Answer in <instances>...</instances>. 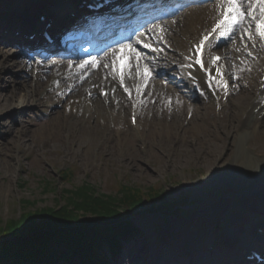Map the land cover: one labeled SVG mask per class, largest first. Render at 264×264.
I'll return each mask as SVG.
<instances>
[{
  "label": "rangeland",
  "instance_id": "1",
  "mask_svg": "<svg viewBox=\"0 0 264 264\" xmlns=\"http://www.w3.org/2000/svg\"><path fill=\"white\" fill-rule=\"evenodd\" d=\"M177 47L183 54H186L182 46ZM9 57L15 58L13 53ZM3 58L0 56V61ZM187 60L193 66L188 58ZM0 66H2V62ZM5 70L0 69V72L4 71L0 77V86L2 89L10 88V93H12L11 75L18 71ZM262 71V69L258 71V81ZM252 74L251 72L239 81V83H244L242 86L244 85L243 87L249 88V90L252 89L250 84H254L249 80V76ZM239 91L235 92L233 96L231 94L229 98L232 100L233 97L236 100ZM4 95L5 92L2 93L0 90V97L2 98ZM255 98L257 99V97ZM219 99L222 100L225 109L223 110L219 106L215 108L213 101L212 111L209 110V105L204 106V113L211 114L207 123L209 128L198 129L194 136L189 134L190 140L181 142V154L169 146H165L162 150L158 149L162 143H172L169 131L159 134L156 128L158 126L147 125L146 128L143 122L144 147H147V151L142 153L139 158V150L143 143L136 141L133 136L124 135V127H129L127 116H118L120 125L117 120H112L107 116L99 119L96 117L97 112L95 111L85 113L84 106L81 107L78 102L74 103L70 110H67L68 115L64 118L65 123L52 116L39 120L30 105L19 109V111L16 110V113L13 110L2 112L0 114V162H3L0 167V249L4 244L16 240L5 233V228L11 221L14 222L37 211L60 210V207L66 203V191L76 190L84 183L96 187L100 194L109 195H115L120 184L144 189V191L151 189L150 187H157L167 192L170 197H175V194L178 197L187 193L191 194V200L196 205H193L194 207L191 205L180 212H174L176 216L173 218L177 220L186 218L181 225L182 229L180 227V231L175 235L176 238L180 236L184 240V237L185 239L191 238L198 233L208 232L209 222L212 221L224 225L221 219L225 217L227 209L219 208L217 211L220 213L216 212L214 217H200L196 215V211L201 210L202 206L209 205L207 198L216 191L212 189L216 183V177L213 176V172L208 171L211 164L214 163L218 154L224 160L230 150L231 156L237 150L234 148L236 143L233 139L229 140L220 150L223 143L215 138L217 135L222 136L221 120L219 119L222 115H226L227 121L232 124V120L229 118L233 108L241 104V108L237 109V112L241 113V109L245 110L252 106L254 101L244 105L243 103L246 102L244 99L234 101L235 104L233 103L231 107L226 106L228 98L224 99L220 96ZM188 103L201 107L197 101ZM218 105L220 104L218 103ZM105 112L106 110H102V114L105 115ZM92 116L95 117L93 121H95L96 129L91 132L93 123L89 122V118ZM211 119H214L215 122H211ZM263 119H261V124L258 121L253 122V120L252 123H249L248 128L253 137L244 144L245 149L260 160L264 157ZM16 120L21 124H16ZM197 126L194 125L192 128H197ZM153 128L155 134L152 133ZM119 131L122 134H118ZM8 136L10 139H14L11 144L7 142L6 137ZM130 151V156L133 158L131 161L127 159ZM206 158L213 159L207 166L204 164ZM230 160L238 161L235 157ZM217 164L220 165L219 162L216 163V166H218ZM67 168L73 171L71 178L69 176L65 178L63 172H60ZM197 180L205 181L206 184L203 191L197 190L200 195L194 197L196 192L187 190V186ZM216 195L225 197V190L215 193ZM257 205L258 202L254 200L244 202L241 206L242 211H239L238 215L236 214L237 217L248 218L246 223L255 222L259 214L258 211L254 214L252 209L258 208ZM142 216L143 218L139 216L140 223H147L146 229L150 232H153L158 224L168 228L162 221L165 220L166 225H169V220L172 218V216L167 217L161 214ZM163 231L165 229L160 232ZM222 232L223 228L217 235L220 236ZM131 248L134 255L136 248ZM1 254L2 251H0Z\"/></svg>",
  "mask_w": 264,
  "mask_h": 264
},
{
  "label": "bare ground",
  "instance_id": "2",
  "mask_svg": "<svg viewBox=\"0 0 264 264\" xmlns=\"http://www.w3.org/2000/svg\"><path fill=\"white\" fill-rule=\"evenodd\" d=\"M11 1L9 7L14 10V12H20L23 9L30 11V2L35 1H41V0H9ZM128 2H131L132 0H126ZM149 0H144V3L138 6H133V11L138 12L139 10L146 11L149 13L147 9V3ZM176 0H158L156 1V4L161 9L165 10L167 7L173 5ZM22 9H17L21 8ZM16 9V10H15ZM82 11L78 9V6L72 11L74 14H79ZM84 13H89L83 10ZM222 7L220 6V0H216L213 4L207 3L203 6H192L188 9L182 10L178 12L176 17L172 20H162L159 27L151 26L150 29L146 33H150L151 37H155L158 34L161 35L162 38H159L158 44H164L165 46L168 45L170 42H175L177 39L178 46H185V48L190 49V44L197 42L199 40H204L205 36H208L209 33L212 34L213 28H215L216 23L222 18L221 16ZM63 14V15H62ZM64 11L59 14V19H55L54 25L51 30H54L59 25L64 22L63 18L65 17ZM83 16V15H82ZM82 16L78 18L77 20H73L69 23H67L64 26H61L57 31H60V34L64 30V35L67 36L70 32H67V30L74 29L76 27H81L80 23L82 22ZM86 18L89 17L87 15H84ZM117 20V19H116ZM127 18L120 19L118 21H114L112 26L116 24L117 27H112V29H117L119 24H124V30L126 31V26H129L127 23ZM85 29L90 30L91 24L90 22L84 26ZM163 29V32L160 31V29ZM253 29H248L247 31L243 30L240 37H236L232 45L227 46L223 48L222 52L215 50L214 53L218 55L225 56L227 60H230V65L232 67L236 64H242L245 61H247V65H249V68L252 67V71L254 73L249 77V80L252 81L254 84H250V87L252 88L249 90V88L243 87L242 84L239 83L238 87L241 89V92L238 94V96L233 98L229 103H227L226 106H231L234 101H241L245 100V103L251 104L252 106L248 107L245 110H240V112H237L239 107L241 108V104L237 107L233 108L229 120H232L231 122L227 121L225 119L223 122L227 121L225 124L222 125V136H216L215 138H218L222 144L221 149L227 144L229 140H234L236 143V146H234L235 153L231 156V150L229 151V154L227 155V158L222 160L221 155L218 154V157L215 159L214 163L211 164V167H209L208 171L213 172V176L216 178V183L213 185L212 189L216 190L214 194H212L210 197H206L208 199L209 205L202 206L200 209L199 216L200 217H207L211 216L214 217L216 215L217 210L221 207L222 210L227 209V215L226 216H233L236 213H240L239 211H242V204L249 199H260L264 204V157L262 160L255 158L250 152H248L245 149L244 144L248 141V139H251L252 133L249 131V123H252L254 121H258L261 124V119L264 113V108L262 111L259 112V105L264 103V83L262 81H258V70L264 71V63L261 61L260 57L264 56L263 52V46H259L257 44V39L253 36V39L250 43L248 39V32H252ZM146 33L144 35H141L139 39L135 42V46L140 47L141 49H146L147 51H152L147 53V56H151L156 52L160 47L157 45L153 46L155 47L156 51L151 50L149 47H144V44H154L153 41L150 43V37L146 36ZM62 36V35H61ZM234 33H224L221 37V40L228 42V40L233 39ZM109 39L106 40L108 42ZM0 42L10 44L15 42H25V40L22 38H14L10 34H2L0 36ZM103 42V43H106ZM216 42L214 39H211L206 44L205 50H204V64L208 61V57L206 54H209V51H212L215 47ZM13 46H7L4 45V48H0V56L2 55L3 58L0 61V65L2 62V66H0L1 70L5 69H12V70H18L20 71L25 70L28 75L23 74V71L20 74H14L16 76L15 78H19L20 80L16 81L14 84L13 92L10 93V88L8 89H1L2 93L5 92L4 97H0V114L5 111L13 110L14 113L19 111V109H22L28 105H36L38 107H43V97H50L52 100H56L57 104H61L62 100L65 97V93L63 92V87L66 82L62 80V83L60 84L59 89H53V86L51 85L54 81H59L64 78L65 73L67 71H74V73L77 76V82H80L83 80V77L79 76V73L81 71V68H70L64 62H60L59 64L56 63H50V62H44L43 58H39L33 63L25 62V61H13L12 58L7 57L8 54L11 51H14L12 48ZM262 48V49H261ZM257 51V59L254 61H251L248 59H242L243 56L248 51ZM125 57H131V60L129 62V66L125 68L124 74H127L128 82L127 84L131 85L132 82L136 81L139 77V71L136 70V51H133L129 53L127 49H125L124 52ZM225 54V55H223ZM170 56H173L169 53ZM231 57V59H230ZM23 59L22 57H20ZM141 63L142 67L147 69H150V64L147 61V58L144 54H142L141 59L139 60V64ZM261 63V65H260ZM120 64H117L111 68L104 67L101 75H95L89 81L87 84H85L80 91L78 92L77 97H74V94L76 91L75 81L72 82V85L70 86L72 89V93L69 94V98L67 99V103H73L76 99H79V102L81 103V107L84 106L85 113H89L90 111H93V108L96 109V117L99 119L106 117L107 114L105 112V115L102 114V110H106L109 107V101L111 103V106H115L116 102H119V105L121 104V110H123V103L125 102V97L121 96L119 92L123 93V88L120 85L114 86L112 82H110V79L113 77H116L120 75L119 72ZM236 69V68H235ZM194 74L196 76V79L198 80L199 84L201 85V89L198 91L205 99H206V90L210 88L211 85L207 81L203 80L200 77V74L202 73V68L198 65L197 68H194ZM214 72H217V69L213 67ZM237 70V69H236ZM262 71V72H263ZM4 71L0 72V77L2 76V73ZM219 74V72H217ZM213 75H216L213 73ZM262 75V74H261ZM264 75V74H263ZM221 76V74H220ZM150 75H146L143 77L147 81V83L150 86V91L145 93L144 88V94L141 97H138L137 100L144 99L148 101V104L146 101H138V106L142 107L144 110H142L140 113L144 114V117L148 120H151L153 124L157 126H162L166 129V127H169L171 129V133L173 134L172 140H176L175 135L177 129H183L184 135H192L194 136L195 132L198 129H201L204 127L205 129L209 128L207 126V123L209 121V118L211 117V114L204 113L201 107H195L192 105H188L184 98H181L176 94V90L173 88H169V85L171 83H174L175 81H169V80H162L157 81L155 79L148 80ZM151 78V77H150ZM120 79V76H119ZM121 81V80H120ZM210 82V81H209ZM248 82V81H247ZM124 83V81H123ZM145 87H146V82ZM56 84V83H55ZM101 87H103L101 89ZM212 87H217V84H214ZM255 87V90L253 88ZM20 90H17V89ZM88 90V92L86 91ZM103 91L109 92L108 97L104 96V100L101 99V94ZM8 92V93H7ZM45 92V93H44ZM44 93V94H42ZM92 95V96H91ZM99 95V96H98ZM87 96H89V100L87 99ZM93 96H98L97 99L93 100ZM114 97V98H113ZM121 97V99H120ZM127 97V96H126ZM197 97V96H196ZM210 97V96H207ZM257 97V99L255 98ZM113 98L114 100H110ZM199 98V97H198ZM200 99V98H199ZM86 100V101H85ZM156 101V102H155ZM210 101V98H209ZM55 102V101H54ZM78 102L76 100L74 103ZM155 102V104H154ZM260 102V103H259ZM171 103V106H176V110L178 112L172 113L170 115H162V117L156 115V108L161 107L163 104V107H168L167 105ZM257 104V105H256ZM155 107V108H152ZM64 108V107H63ZM65 109V108H64ZM17 110V111H16ZM245 111V115L243 112ZM187 115L193 116L191 121H187V119H182ZM56 118L60 117L65 121V112H56L54 115ZM64 116V118H63ZM210 116V117H209ZM173 117V121L171 123L168 122L167 118ZM94 118V117H92ZM179 118V119H177ZM234 119V120H233ZM255 119V120H254ZM260 120V121H259ZM264 120V119H263ZM120 121V120H119ZM137 122L141 123V118L139 117ZM211 122H215L214 119H211ZM65 123V122H64ZM184 125H188L185 127ZM194 125H198L197 128H192ZM195 130V131H194ZM264 130V128H263ZM190 134V135H189ZM14 141V139L8 138V144H11ZM6 142V144H7ZM218 147H220L218 145ZM231 147V146H230ZM176 150L178 152V146H176ZM215 150V149H214ZM234 152V151H233ZM198 153V152H197ZM201 154V151H200ZM140 156V155H139ZM236 158L238 161L230 160L231 158ZM211 159V158H210ZM213 159L209 160V158H206V162L204 164L207 166L209 165ZM209 162V163H208ZM220 165L216 166V163ZM3 162H0V167H2ZM219 167V168H218ZM205 181L197 180L193 184L188 185L191 188L194 189L196 192L195 194L197 196L200 195V193H197V190L203 191V188L205 187ZM225 190V197H219L218 195L215 196V193H218L220 191ZM246 194V195H245ZM230 197V198H229ZM235 197V198H233ZM205 198V199H206ZM214 204V205H213ZM224 206L226 208H224ZM241 207V209H240ZM235 217V216H234ZM183 219H179L181 222ZM177 228V225H176ZM178 232V230H177ZM259 236H261L259 234ZM142 238V237H141ZM140 238V239H141ZM198 242L200 241V238L196 239ZM264 241V240H263ZM143 245V244H141ZM201 248V245H197L192 243V241L188 240L186 241V244H182L180 246V250L183 249L184 253L181 256H176L175 258H178L179 261H175L173 263H181L182 264H232V259H237V253L233 252H216L215 248L214 251L211 252L210 250H203L199 251ZM189 250V252H188ZM238 250V249H237ZM159 252L152 250L148 255H142L140 256V260L138 264H162L164 262L163 256H161ZM169 259H173L172 257L168 256ZM197 258V260H196ZM12 264V262H10Z\"/></svg>",
  "mask_w": 264,
  "mask_h": 264
},
{
  "label": "trees",
  "instance_id": "3",
  "mask_svg": "<svg viewBox=\"0 0 264 264\" xmlns=\"http://www.w3.org/2000/svg\"><path fill=\"white\" fill-rule=\"evenodd\" d=\"M66 193V203L60 210L37 211L9 223L5 233L17 240L1 247L0 262L14 264L18 258L40 260L39 256L51 251L80 253L83 257L95 255L103 244L111 242L120 232L124 217L121 210L125 207L133 210L142 204L140 192L127 189L119 199L96 195L90 186ZM106 230L110 232L106 233Z\"/></svg>",
  "mask_w": 264,
  "mask_h": 264
},
{
  "label": "snow or ice",
  "instance_id": "4",
  "mask_svg": "<svg viewBox=\"0 0 264 264\" xmlns=\"http://www.w3.org/2000/svg\"><path fill=\"white\" fill-rule=\"evenodd\" d=\"M220 6L222 7L221 16L222 18L217 22L215 28H213V32L219 29H232L235 30L236 27H241L245 31L248 29H253L256 35L260 37L261 40H264V0H220ZM159 27V26H157ZM163 32V29H160ZM209 38L205 36L204 40H208ZM248 39H253V33L248 32ZM144 47H151L150 44H144ZM204 48V43L201 42L200 45L197 46L196 54L197 59L195 61L202 69L205 68L203 59H202V50ZM156 51L155 48L152 49ZM127 51L129 53L135 51L131 45L127 46ZM125 49H121L118 54L117 59L120 61V76L121 82L123 83L124 70L129 66V62L131 57H125L123 54ZM141 59V55L139 52H136L135 60H136V68L139 70V60ZM221 59V57H214L213 62H217ZM83 67V66H82ZM191 67V65H189ZM144 74L150 75L147 67L144 68ZM227 85H225L226 87ZM127 91V89H126Z\"/></svg>",
  "mask_w": 264,
  "mask_h": 264
}]
</instances>
